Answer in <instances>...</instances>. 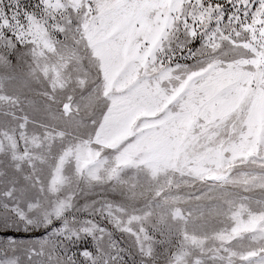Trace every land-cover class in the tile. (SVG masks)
Masks as SVG:
<instances>
[{
  "label": "snow or ice",
  "instance_id": "1",
  "mask_svg": "<svg viewBox=\"0 0 264 264\" xmlns=\"http://www.w3.org/2000/svg\"><path fill=\"white\" fill-rule=\"evenodd\" d=\"M0 264H264V0H0Z\"/></svg>",
  "mask_w": 264,
  "mask_h": 264
}]
</instances>
